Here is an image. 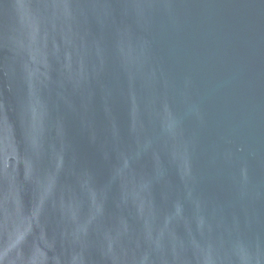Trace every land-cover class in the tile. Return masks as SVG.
<instances>
[{
  "label": "water",
  "instance_id": "1",
  "mask_svg": "<svg viewBox=\"0 0 264 264\" xmlns=\"http://www.w3.org/2000/svg\"><path fill=\"white\" fill-rule=\"evenodd\" d=\"M0 264H264V0H0Z\"/></svg>",
  "mask_w": 264,
  "mask_h": 264
}]
</instances>
